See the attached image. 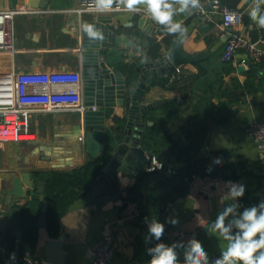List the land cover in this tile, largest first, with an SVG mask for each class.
<instances>
[{
	"label": "crops",
	"instance_id": "0c3cea01",
	"mask_svg": "<svg viewBox=\"0 0 264 264\" xmlns=\"http://www.w3.org/2000/svg\"><path fill=\"white\" fill-rule=\"evenodd\" d=\"M29 2L30 0H0V12L18 7L37 11L15 17L16 53H0V73L19 71L36 75L37 77L29 78L26 83L27 91L32 94L73 93L78 95L77 102H81L83 80L80 29L83 21L115 14L114 21L118 25L126 24L129 26L128 30L141 32L139 19L144 12L142 8H138L135 12L125 10L80 15L76 10L82 7V0H49L48 9L32 8ZM32 2L38 3V0ZM222 3L242 12L237 30L252 38L254 35L257 36L259 29H264L251 21L248 15L252 0H222ZM261 9L264 11V5H261ZM174 20L182 22L187 29L185 50L193 54H207V57L196 67L182 66L180 72L174 68L148 88L144 99L146 104L164 103L143 115L144 133L152 127L157 129L160 137H165L178 131L184 122L193 123L195 119H199V123L206 124L205 151L212 157L218 151L228 150L248 162V177L231 182L244 185L245 189L252 192L253 198L264 201V149L261 151L254 138L247 133V126L253 120L264 123V63L253 65L258 68L257 72L249 69L252 64L241 70L243 66L239 65V61L245 58L242 52L237 54L235 61H222L225 39L215 26L205 24L193 10L190 13L176 15ZM158 28L161 30L160 34L147 36L142 33L140 38L132 40L139 44L136 51L138 62L141 61L144 53V41L150 56L161 55L168 51L172 40L178 36L169 34L159 24ZM153 41L159 45L155 54L150 50V43ZM226 66H230L232 70L228 72L225 70ZM221 75L224 76V83L219 85L217 81L221 80ZM229 78L237 79L242 85L251 83L250 88L244 90V96L233 104H229L230 98L227 94L231 88H234ZM163 80H169L168 87L162 85ZM173 103L180 106L179 118L174 120L171 119V114H168V110H172L169 104ZM221 104H225L227 108L220 107ZM197 106L205 112L203 115L205 119L196 118ZM79 111L39 112L31 116L30 131L35 136L32 141H41L44 146L50 148L49 150L52 149L51 153L47 148L43 153L39 152V149H25L19 143L0 146L2 149L0 194L3 192L0 202V222L14 213V204H23L35 193L31 190L28 198L15 200L10 204L4 190L10 186L14 176L31 172L32 180L35 181L34 172L70 171L92 160L84 147L79 146L77 136L73 133L76 124L74 117ZM215 111L218 112L217 119L226 121L224 125H218L217 121L209 119L211 113ZM121 113L120 108L116 107L113 112L110 111L105 121V133L109 145L112 144L109 139L111 135L118 133L120 129ZM26 138L32 137H23ZM146 154L150 157L147 152ZM108 155L106 152L102 158L106 160ZM137 182L138 179L133 176L120 179L124 194L126 195L127 190ZM227 182L229 181H223L219 186L207 189L202 181L195 180L191 183L188 195L178 197L168 204L161 217V223L165 226L163 233L165 240L162 243L171 245L169 238L179 232H197V240L208 253L209 264H212V257L221 256L227 241L218 233H211V226L226 206L232 203L239 204V198L232 201L228 196ZM92 200L90 191L61 219V233L67 234L65 250L71 258V264H92L96 248L106 242H110L114 247L111 264H149L151 256H147V249L151 248L154 242L147 244L141 252L138 251L137 239L142 232L141 226L136 221L127 223L122 220L126 198L110 202L101 209L92 204ZM238 212H241L240 208ZM170 219H178L179 223L173 225L168 222ZM2 228L5 229V226L2 225ZM55 239L56 236H53L46 227H39L33 256L40 264H45L48 242ZM0 250L4 251L1 247ZM177 252L180 264H183V251L177 249ZM14 254L15 259H11V264H18L19 244L16 245Z\"/></svg>",
	"mask_w": 264,
	"mask_h": 264
},
{
	"label": "water",
	"instance_id": "95a60500",
	"mask_svg": "<svg viewBox=\"0 0 264 264\" xmlns=\"http://www.w3.org/2000/svg\"><path fill=\"white\" fill-rule=\"evenodd\" d=\"M49 3V0H38V3L30 0L29 6L48 9ZM140 8L144 11L139 19L140 33L133 29L128 30L129 26L126 24L118 25L114 21L115 14L110 17L97 16L81 23L82 95L85 110L76 113L73 133L77 136L79 146L84 147L92 160L102 158L106 152L109 154L91 189L92 204L99 209L121 198L127 200L123 210H126L130 202L143 203L141 195L133 193L136 184L130 187L125 195L120 179L133 176L141 182L147 175L160 173L159 170H148L149 158L141 140L145 129L142 118L148 111L161 106L164 102L146 104L145 94L157 79L166 76L174 68L187 65L196 67L207 57V54L187 52L184 48L185 35L182 39L179 36L174 38L168 51L161 55L150 56L144 41V53L141 61L138 62L136 51L139 44L132 40L140 38L142 33L155 36L161 32L147 10ZM85 23L93 25L99 31L101 38L90 40L82 31V24ZM228 31L231 32L232 28L229 27ZM252 41L256 42L257 36H252ZM126 59L133 62H126ZM249 69L258 71L253 65H250ZM241 70H244V67ZM116 107L122 112L121 124L118 133H113L109 138L112 143L109 145L105 133V121L110 111L113 112ZM82 137L83 141H80ZM19 144L25 149H39L41 153L46 148L50 153L52 151L39 140L22 141ZM31 190L42 195L45 185L43 182L33 181L31 172H25L14 176L4 192L8 202L13 204L15 200L28 198ZM2 194L3 192L0 194V202ZM46 209L47 204L43 201L38 223L40 228H45L47 225ZM21 236V233L17 234V237L21 238ZM66 239L67 234L63 232L55 240L48 242L45 264H71V258L65 250ZM195 239L197 240V237Z\"/></svg>",
	"mask_w": 264,
	"mask_h": 264
},
{
	"label": "trees",
	"instance_id": "16d2710c",
	"mask_svg": "<svg viewBox=\"0 0 264 264\" xmlns=\"http://www.w3.org/2000/svg\"><path fill=\"white\" fill-rule=\"evenodd\" d=\"M150 46L151 52L155 54L159 45L153 41ZM225 68L223 69L228 72L232 70L230 66ZM220 77L221 80L217 81L219 85L224 83V76ZM168 81L163 80L162 85L168 87ZM229 81L234 88H231L227 94L230 98L229 104H233L244 96V90L250 88L251 83L242 85L235 78H229ZM169 107L172 109L168 110L171 119L179 118L180 106L173 103L169 104ZM220 107L227 108L225 104H221ZM196 112V118H204L205 112L198 106ZM217 113V111L211 113L209 119L217 121L218 125H224L226 121L222 122L217 119ZM199 122V119H195L193 123L184 122L178 131L165 137H160L157 129L152 127L143 134L141 139L143 149L151 158L154 157L163 164V170L159 174L147 175L136 184L133 190L143 199L142 204L137 203L141 214L136 222L141 226L142 231L137 239L139 252L147 244L154 242L152 246L154 247V244L165 240L163 236L160 241L150 239L148 224L152 220L161 223V217L167 205L178 197L188 195L191 183L195 181L194 175L200 177L221 176L223 181H237L248 177L249 164L240 156H236L228 150H221L214 153L212 157L209 156L205 151L206 124ZM216 158L221 160L220 164L213 162ZM104 161L103 158L90 160L85 165L70 171L34 172L36 183L43 182L45 185L44 193L42 195L34 193L23 204H14V213L6 216L0 222V247L4 249L6 255L10 257L14 253L16 245L19 244L20 254L29 252L33 256L38 241V223L43 201L47 204L46 228L53 236L57 237L61 233V219L77 201L83 199L91 191ZM169 172L170 174H168ZM251 193L249 189H245L244 196L239 198L241 212L245 208L257 206L263 201L253 198ZM10 217L11 220H9ZM1 224L5 226V229ZM19 232L23 234L20 240L17 238ZM166 240L168 241L167 238Z\"/></svg>",
	"mask_w": 264,
	"mask_h": 264
},
{
	"label": "built area",
	"instance_id": "2783aa9c",
	"mask_svg": "<svg viewBox=\"0 0 264 264\" xmlns=\"http://www.w3.org/2000/svg\"><path fill=\"white\" fill-rule=\"evenodd\" d=\"M202 9H193V12L205 23L216 27L220 35L225 39L222 61H235L237 54L242 52L245 58L239 61V65L247 67L248 64L256 65L264 63V29H259L257 41L245 33L237 30L242 12L232 9L222 3V0L205 2L200 0ZM78 14H98L94 0H82V7L76 10ZM125 11L124 8L103 13H114ZM37 11L26 7L0 12V53H16L14 20L20 14H32ZM232 28L229 32L228 28ZM180 72V68H177ZM36 75L21 73L17 71L0 73V146L9 143H20L35 139L34 133L30 131L31 116L39 112H54L64 110H75L83 112V99L77 102L78 95L73 93L52 92L46 95L32 94L27 91V80ZM94 109H96L94 107ZM247 133L254 138L258 148L264 149V123L253 120L247 126ZM25 136L32 138L22 139ZM83 141V138H80ZM150 167L148 170H163V164L154 157H148ZM194 180L202 181L205 188L219 186L223 179L221 176H193ZM141 211L136 202L129 203L123 212L122 220L134 223L140 217ZM197 232H179L169 238L173 243L187 244L190 239H195ZM114 256V247L110 242L100 244L95 250L92 264H111ZM220 256L212 257L211 262ZM18 264H40L33 258L31 253L20 254ZM0 264H11V259L0 250Z\"/></svg>",
	"mask_w": 264,
	"mask_h": 264
},
{
	"label": "clouds",
	"instance_id": "9594fccd",
	"mask_svg": "<svg viewBox=\"0 0 264 264\" xmlns=\"http://www.w3.org/2000/svg\"><path fill=\"white\" fill-rule=\"evenodd\" d=\"M97 11L103 13L124 8L129 12H135L143 7L151 18L163 26L169 34L178 35L181 39L185 36L187 29L183 23L174 20L178 14L190 13L193 9H202L200 0H94ZM264 0H252L248 13L251 21L260 28H264V11L261 9ZM82 31L90 40L101 38L98 30L91 24H82ZM220 164L221 160L216 158L213 161ZM211 171V169H209ZM229 189L228 196L232 201L241 198L245 194V186L234 182H227ZM240 205L232 203L220 212L211 226V233H218L227 246L221 252V256L215 259L212 264H264V201L257 206L245 208L238 212ZM232 217V219H228ZM227 221V223H226ZM169 223L176 225L178 219H170ZM149 237L160 241L165 226L156 220L148 224ZM177 249H183V264H209L208 253L204 250L200 241L190 239L187 244L157 243L154 247L148 248L151 256L149 264H180ZM15 259V254L10 256Z\"/></svg>",
	"mask_w": 264,
	"mask_h": 264
},
{
	"label": "rangeland",
	"instance_id": "374dc122",
	"mask_svg": "<svg viewBox=\"0 0 264 264\" xmlns=\"http://www.w3.org/2000/svg\"><path fill=\"white\" fill-rule=\"evenodd\" d=\"M9 147V146H8ZM2 149L0 148V151H1ZM0 154H1V152H0ZM0 157H1V155H0Z\"/></svg>",
	"mask_w": 264,
	"mask_h": 264
},
{
	"label": "bare ground",
	"instance_id": "6f19581e",
	"mask_svg": "<svg viewBox=\"0 0 264 264\" xmlns=\"http://www.w3.org/2000/svg\"><path fill=\"white\" fill-rule=\"evenodd\" d=\"M25 137H27V136H25ZM23 139V138H22ZM26 139H28V138H26Z\"/></svg>",
	"mask_w": 264,
	"mask_h": 264
}]
</instances>
